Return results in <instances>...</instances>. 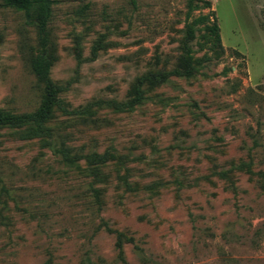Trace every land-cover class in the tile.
<instances>
[{"label": "rangeland", "instance_id": "374dc122", "mask_svg": "<svg viewBox=\"0 0 264 264\" xmlns=\"http://www.w3.org/2000/svg\"><path fill=\"white\" fill-rule=\"evenodd\" d=\"M189 1L53 0L60 107L48 139L0 128V264H264V0ZM211 11L221 48L196 25L171 74ZM37 52L0 0V111L38 108Z\"/></svg>", "mask_w": 264, "mask_h": 264}, {"label": "trees", "instance_id": "16d2710c", "mask_svg": "<svg viewBox=\"0 0 264 264\" xmlns=\"http://www.w3.org/2000/svg\"><path fill=\"white\" fill-rule=\"evenodd\" d=\"M201 0H190L189 14L197 9V4ZM6 7L13 8L24 14L27 22L34 25L38 32V52L31 61V69L38 82L43 84V94L38 108L30 113L12 114L0 111V128L19 127L24 128L23 134L26 139H48L51 136L50 122L53 120L56 109L60 107L59 92L60 88L51 80L50 71L54 58L52 56V43L48 25L52 14L53 0H2ZM205 7H210L208 1L204 2ZM208 22L205 28L209 35V42L213 48H221V37L219 26L216 22L213 11L206 16H200L191 24L187 25V38L184 43V54L181 56L178 67L171 72L177 76L192 77L197 72V65L201 62L195 60L193 51L189 43L194 39L196 25ZM169 76L168 73L151 76L147 81L160 83ZM142 81L134 85L131 89V99L125 104H112L116 109H129L130 107L142 104L144 101V92L141 89ZM67 151H64L66 154ZM67 156V155H65ZM99 163H103V158L97 155Z\"/></svg>", "mask_w": 264, "mask_h": 264}]
</instances>
